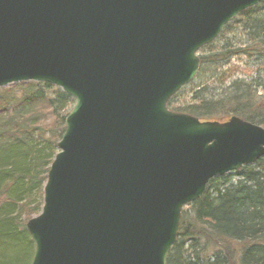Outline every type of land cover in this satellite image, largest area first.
<instances>
[{
	"label": "water",
	"instance_id": "water-1",
	"mask_svg": "<svg viewBox=\"0 0 264 264\" xmlns=\"http://www.w3.org/2000/svg\"><path fill=\"white\" fill-rule=\"evenodd\" d=\"M263 1L0 0V89L45 83L74 100L25 225L30 264H166L183 208L264 158V128L167 107L198 51Z\"/></svg>",
	"mask_w": 264,
	"mask_h": 264
},
{
	"label": "trees",
	"instance_id": "trees-1",
	"mask_svg": "<svg viewBox=\"0 0 264 264\" xmlns=\"http://www.w3.org/2000/svg\"><path fill=\"white\" fill-rule=\"evenodd\" d=\"M259 12L262 17L257 19ZM237 18L246 40L236 45L225 41L215 49L220 34L202 49L205 54L200 56L198 77H205L210 65L215 70L229 65L224 75H232L233 57L264 56V1ZM228 25L222 34L232 31ZM252 85L234 83L227 100H201L186 107L185 113L201 121H224L232 114L264 128V100ZM14 88L21 91L18 97L0 89V264H30L33 244L23 224L34 212L38 214L39 206L29 207L28 196L37 190L42 196L41 187L57 153L55 146L64 132L66 115L57 117V113L72 106L73 100L58 90L55 99H50L45 89L55 87L42 83H21ZM42 109L49 110L53 120L55 130L49 133L39 126L45 118ZM45 134H50L49 149ZM236 175L241 179L234 184L225 176L210 180L202 197L182 210L177 240L166 264H264V158Z\"/></svg>",
	"mask_w": 264,
	"mask_h": 264
},
{
	"label": "rangeland",
	"instance_id": "rangeland-1",
	"mask_svg": "<svg viewBox=\"0 0 264 264\" xmlns=\"http://www.w3.org/2000/svg\"><path fill=\"white\" fill-rule=\"evenodd\" d=\"M261 17L262 14L259 12L257 14V19H260ZM228 26L232 27V31L229 34L227 32V34H222V32V36L220 38L221 42H217L213 48L218 49L219 46H221V44L225 41H229L230 44L236 45L246 40L242 28L240 27L241 25L238 18H235ZM198 54L202 56L205 53L201 51ZM230 66H234L236 68L235 71L232 72V75L230 73L224 75L226 74L225 71L229 68V65H223L219 70H215V67L210 65L206 72L207 74L205 73L206 76L201 78L197 76L193 82L180 90L178 94H176V97L169 108L175 112L185 113L186 107L190 105H198L201 100L211 102L227 100L230 98L231 93H233L234 83H241L244 85L252 82V89L256 92L257 97H262L264 100V56H255L250 59L243 56L233 57L230 61ZM14 86L15 85H10L5 89L11 91L13 96L18 97L21 91L19 88H14ZM238 88L240 91L243 89L241 86H238ZM45 90V93H47L48 97L52 100H54L56 96L55 90L60 91L56 87L51 90ZM262 104L263 103H261V105ZM71 107V105H69L67 108L62 107L61 112L58 110L57 117L65 116L70 111ZM39 111L42 113V115H45V118L42 119L43 121L39 125L40 128L44 129L46 133H49L51 130H55V128L52 127L53 120L48 116L50 111L46 109ZM229 116L231 117L235 115L230 114ZM235 117L240 118L239 116ZM49 136L50 134H45V140L48 144V149L49 147H52L51 143H49L47 140L50 139ZM55 150H57V148ZM238 172L239 171L229 173L225 175V177L231 181V184H234L236 181L241 179L236 175ZM43 187L44 184L41 187V197L39 196V190L33 191L32 195L28 196L27 201L29 207L32 209H37L39 206L38 214L40 213L43 205ZM184 209H186V207ZM38 214L34 212L31 218L37 216ZM25 223L23 224V228H25Z\"/></svg>",
	"mask_w": 264,
	"mask_h": 264
}]
</instances>
